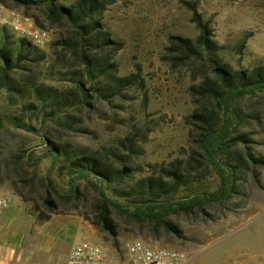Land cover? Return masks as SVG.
<instances>
[{"label":"trees","instance_id":"1","mask_svg":"<svg viewBox=\"0 0 264 264\" xmlns=\"http://www.w3.org/2000/svg\"><path fill=\"white\" fill-rule=\"evenodd\" d=\"M120 1L0 0V6L9 10L42 9L45 23L37 21L36 26L48 30L47 24L57 31L44 49L0 26V96L68 134L91 135L93 131L82 126L84 114L100 111L102 106L123 109L144 86L138 74H121L117 56L125 45L104 21L108 8ZM186 5L200 32L198 38L168 39L173 65L187 66L198 80L189 87L199 106L187 117L194 149L186 159L144 167L136 162L144 154L138 140L139 136L146 138L143 131L120 138L111 149L95 151L57 138L53 132L47 136L23 115L0 111V126L43 140L44 156L31 151L25 156V165L36 169L48 160L47 174L39 182L35 175L22 179L30 195L40 192L38 187L42 189V207L29 206L30 199L16 190L40 223L64 213V206L68 211L92 213L94 226L109 235L115 248L120 244V222L147 224L155 231L162 229L185 239L172 220L175 216L213 219V212L236 210L250 184L258 182L264 157L254 151L252 132L240 130V126L248 123L245 102L264 99V59L236 70L225 59L224 47L215 40L212 23L203 19L198 4ZM245 48L246 40L239 54ZM56 168L67 180L66 188L54 179ZM14 171L20 174L21 168Z\"/></svg>","mask_w":264,"mask_h":264},{"label":"rangeland","instance_id":"2","mask_svg":"<svg viewBox=\"0 0 264 264\" xmlns=\"http://www.w3.org/2000/svg\"><path fill=\"white\" fill-rule=\"evenodd\" d=\"M65 1L70 4L77 0ZM186 3H197L203 19L211 21L215 40L224 47L225 59L236 70L248 69L264 59V0H121L108 8L104 21L107 29L125 45L117 56L121 74H138L143 81L144 86L135 92L133 101L127 102L123 109L102 106L100 111L84 114L82 126L89 127L93 131L91 135L68 134L50 122L44 123L37 116L20 111L2 96L0 111L23 115L47 136L53 132L57 138L95 151L111 149L120 138L143 131L146 138L139 136L138 140L144 154L136 162L144 167L186 159L194 149L187 117L199 106L190 96L189 87L198 80L193 78L187 66L173 65L168 50L171 36L196 40L200 34L191 21L192 13ZM14 11L33 18L34 25L37 21L45 23L42 9ZM46 26L52 42L57 31ZM245 40L246 48L241 55L238 50ZM244 109L249 118L240 130L252 132L254 151L264 157V99H249ZM31 151L37 157L44 156L45 147L40 137L0 126V199L21 200L16 190H22L30 199L29 206L40 208L42 189L38 187L40 192L30 195L24 189L22 179L35 175L38 182L43 180L50 162L44 160L36 169L27 167L25 156ZM16 168H21L20 174L14 171ZM59 174L60 170L56 168L53 177L66 188L67 180ZM239 204L238 209L224 214L211 213L215 216L213 219L209 216L201 219L175 216L172 220L185 239L169 235L162 229L155 231L147 224L137 226L120 222L118 247L122 249L128 243L143 241L181 250L189 254L187 264H264V168L258 169V182L250 184L246 197ZM61 210L64 213L59 214L78 216L95 230V240L90 241L105 248L115 247L109 235L94 226L92 213L68 211L64 206Z\"/></svg>","mask_w":264,"mask_h":264},{"label":"crops","instance_id":"3","mask_svg":"<svg viewBox=\"0 0 264 264\" xmlns=\"http://www.w3.org/2000/svg\"><path fill=\"white\" fill-rule=\"evenodd\" d=\"M2 199L10 204L0 210V264H67L76 241L95 240V230L78 216L54 214L40 223L21 200ZM105 249L118 255L121 248Z\"/></svg>","mask_w":264,"mask_h":264},{"label":"built area","instance_id":"4","mask_svg":"<svg viewBox=\"0 0 264 264\" xmlns=\"http://www.w3.org/2000/svg\"><path fill=\"white\" fill-rule=\"evenodd\" d=\"M0 26H7L17 36L32 41L39 47L50 43L48 30L38 28L31 19L19 15L14 10L0 6ZM10 201L0 199V210L7 209ZM189 254L174 249L150 245L143 241L126 244L118 255L87 238L75 242L67 264H187Z\"/></svg>","mask_w":264,"mask_h":264}]
</instances>
